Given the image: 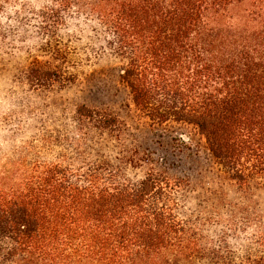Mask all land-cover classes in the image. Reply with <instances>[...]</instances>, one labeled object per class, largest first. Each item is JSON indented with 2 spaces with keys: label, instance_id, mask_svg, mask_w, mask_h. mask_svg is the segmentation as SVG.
I'll return each mask as SVG.
<instances>
[{
  "label": "trees",
  "instance_id": "trees-1",
  "mask_svg": "<svg viewBox=\"0 0 264 264\" xmlns=\"http://www.w3.org/2000/svg\"><path fill=\"white\" fill-rule=\"evenodd\" d=\"M48 1L45 31L73 13L110 36L126 62L121 80L152 123L196 129L240 184L264 177V0ZM29 81L75 79L33 69ZM75 119L84 137L120 134L105 111L81 106ZM34 151L0 157V264H231L207 255L177 215L171 183L153 170L131 179L125 167L137 163L127 157L47 160Z\"/></svg>",
  "mask_w": 264,
  "mask_h": 264
},
{
  "label": "rangeland",
  "instance_id": "rangeland-1",
  "mask_svg": "<svg viewBox=\"0 0 264 264\" xmlns=\"http://www.w3.org/2000/svg\"><path fill=\"white\" fill-rule=\"evenodd\" d=\"M49 5L0 0V157L14 158L20 146L32 144L33 155L47 160L132 159L137 164L125 167L129 178L153 170L171 183L177 215L196 227L207 255L219 254L231 264H264V177L240 184L196 129L152 123L121 80L126 62L104 29L72 13L63 16V26L45 31L41 16ZM242 11L234 12V20L242 19ZM33 69L75 81L33 88ZM81 106L111 114L120 134L82 136L75 119Z\"/></svg>",
  "mask_w": 264,
  "mask_h": 264
}]
</instances>
